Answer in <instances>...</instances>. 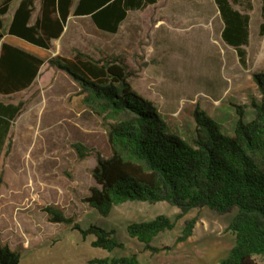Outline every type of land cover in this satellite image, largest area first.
I'll list each match as a JSON object with an SVG mask.
<instances>
[{"label":"rangeland","instance_id":"1","mask_svg":"<svg viewBox=\"0 0 264 264\" xmlns=\"http://www.w3.org/2000/svg\"><path fill=\"white\" fill-rule=\"evenodd\" d=\"M15 1L6 25L17 8L19 0ZM252 2L248 69L222 41L223 26L214 0H160L131 12L115 35L99 31L90 18L71 17L52 49L36 52L45 65L34 86L9 98L0 97L7 104L24 103L0 157L4 179L0 241L19 253L21 264H89L98 258L131 254L138 256L140 264L222 263L235 245L229 226L236 211L220 215L204 208L179 217L180 211L164 202H127L102 217L83 202L95 186L96 158L81 159L75 145L109 157L110 122L86 108L78 85L51 67L49 60L57 55L70 57L76 51L95 59L120 58L129 68L133 90L179 136L184 138L193 130L197 105L224 134L232 136L239 120L236 108L246 107L244 121H250L255 113L253 101H262L254 81L255 74L264 72V36L259 34L262 4L261 0ZM4 42L33 53L7 35L0 38V49ZM48 207L73 218L82 229L97 226L115 231L123 250L108 253L93 248V238L85 240L72 226L51 222ZM159 216L174 221L175 227L155 239L152 246L162 249L155 253L130 238L128 227ZM193 219L192 236L178 243L185 223Z\"/></svg>","mask_w":264,"mask_h":264},{"label":"trees","instance_id":"2","mask_svg":"<svg viewBox=\"0 0 264 264\" xmlns=\"http://www.w3.org/2000/svg\"><path fill=\"white\" fill-rule=\"evenodd\" d=\"M15 0H0V36L22 40L44 51L61 39L71 17L90 18L95 27L115 35L131 12L154 6L160 0H22L8 25L5 18ZM222 22L223 43L235 50L240 65L248 69L251 37L252 0H214ZM259 34L264 36V0H261ZM38 12L37 16L35 14ZM2 38V37H0ZM51 67L66 73L80 88L88 110L107 119L111 151H99L81 144L75 149L81 159L95 156L92 176L95 186L84 198L91 209L108 217L114 207L127 202L167 203L184 217L194 210L208 208L220 215L236 211L229 226L235 245L221 264H264V72L254 75L262 94L253 101L254 117L244 121L246 107L239 115L234 134L226 135L200 105L193 114L194 128L184 138L175 133L161 113L130 85L131 73L120 58L95 59L81 51L72 56L57 55ZM45 60L9 43L0 49V97L26 92L36 83ZM24 103L0 101V157L10 140L14 122ZM4 179L0 176V190ZM46 212L53 223L72 226L92 247L114 253L123 250L113 230L97 226L82 229L73 218L58 209ZM196 219L187 221L178 243L193 234ZM175 222L159 216L150 222L133 223L128 235L146 250L160 235L172 231ZM0 264H21L20 255L0 241ZM89 264H140L138 256L106 257Z\"/></svg>","mask_w":264,"mask_h":264},{"label":"crops","instance_id":"3","mask_svg":"<svg viewBox=\"0 0 264 264\" xmlns=\"http://www.w3.org/2000/svg\"><path fill=\"white\" fill-rule=\"evenodd\" d=\"M18 1V0H17ZM22 0H19V2H18V5L16 6V7H18L19 6V4H20V2H21ZM41 0H37V3H36V7H38V9H39V7L41 6V2H40ZM16 2V1H15ZM77 2H78V0H76L75 1V3L77 4ZM14 38V37H13ZM17 39V38H16ZM19 40V39H18ZM20 41H22V40H20ZM23 42V44H24V46L25 47H27L28 49H30L33 53H35V55H37L38 56V54L36 53L37 51H44V50H42V49H39V48H37V47H35V48H32V47H34V46H32V45H30V44H28V43H26V42H24V41H22ZM12 45V44H11ZM14 46V45H13ZM32 46V47H31ZM17 47V46H16ZM20 48V47H19ZM37 48V49H36ZM22 49V48H21ZM23 50H25V49H23ZM26 51H28L29 52V50H26ZM31 53V52H30ZM32 53V54H33Z\"/></svg>","mask_w":264,"mask_h":264},{"label":"water","instance_id":"4","mask_svg":"<svg viewBox=\"0 0 264 264\" xmlns=\"http://www.w3.org/2000/svg\"><path fill=\"white\" fill-rule=\"evenodd\" d=\"M0 37H3V36H0Z\"/></svg>","mask_w":264,"mask_h":264}]
</instances>
